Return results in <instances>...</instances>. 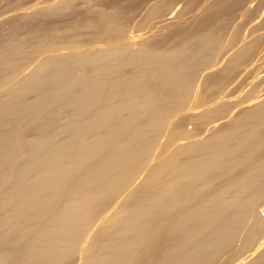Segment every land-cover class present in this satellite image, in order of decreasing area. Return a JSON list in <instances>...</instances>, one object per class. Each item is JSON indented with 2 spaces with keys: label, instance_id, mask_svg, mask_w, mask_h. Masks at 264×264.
<instances>
[{
  "label": "bare ground",
  "instance_id": "1",
  "mask_svg": "<svg viewBox=\"0 0 264 264\" xmlns=\"http://www.w3.org/2000/svg\"><path fill=\"white\" fill-rule=\"evenodd\" d=\"M49 1L0 11V264H264L261 26L127 0L44 27Z\"/></svg>",
  "mask_w": 264,
  "mask_h": 264
},
{
  "label": "rangeland",
  "instance_id": "2",
  "mask_svg": "<svg viewBox=\"0 0 264 264\" xmlns=\"http://www.w3.org/2000/svg\"><path fill=\"white\" fill-rule=\"evenodd\" d=\"M0 1H1V2H0V11H1V8L3 9V8H6V7H7L6 4H8L10 0H7L8 2L5 1V0H0ZM80 1H81V2H78V1H75V0H74L72 4H73V7H75V8H71V10H70V6L72 7V4L69 6V10H68V8H66V7H67V6H66V7L61 8V9L66 8V10L64 9V10H58V11H57V16H59V15H60V16H61V15H65V16H67V17L64 16V18H65V19L68 18L67 21H65V19L63 18V16H61V18L56 16V17L54 18V20H53L52 18H51V20L48 19V18H47V19H44V20H46V21H45L46 24H44L45 22L43 21V26H44V27H45L46 25H49V27L52 26V24H51V23H48V22H53L54 25H55V21H57L59 24H60V22L63 23L64 21H65L66 23H67L68 21L71 22V21H73V20L75 19L76 15H77V14L75 15V12H73V11L76 10V13H79L80 10H81V12H83L84 10L86 11V10L88 9L87 7L95 6V5H93L92 3H95V4H96V7H98V6L100 5V3H103V4H101V6L103 5L102 8L108 9L109 6H111V5H112V6L114 5V6L117 7V4L122 6V4H123L125 1L127 2V0H119V3H117L118 0H90V1H89V0H84V1H83V0H80ZM86 1H88V2L86 3ZM122 1H124V2H122ZM132 1H134V0H132ZM138 1H140V0H138ZM138 1L135 0V2H137V3H138ZM175 1H176V0H175ZM180 1H182V0H179V2H180ZM183 1H187V0H183ZM190 1L192 2V4H193V2L195 1V2H196V3L194 2V5H195V6L193 5V7H192V5H190V4H191ZM194 1H193V0H189L190 4L187 3V2H184V3L186 4L185 6H189V5H190V6H189L190 9H191V7H192L193 10H194V9L196 10L197 7L200 5L201 0H194ZM208 1H209V2H208ZM212 1H213V0H211V1H210V0H207V1H206V0H202V3H205V2H206V3H210V2L213 3ZM219 1L222 2L221 0H219ZM224 1H227V2H228V0H224ZM231 1H232V0H229V3H230V4H232ZM234 1H235V0H234ZM242 1H243V0H241L239 3L237 2L238 5H236L234 11H232V12H231L230 10L233 9V8H231V9H227V10H226V8H224V6H226V4H220V2H218L219 5H218L217 7H216V6L214 7V8H218V7L223 8V9H224V12L227 13L228 11H230V12H228V13H231L230 15H229V14L227 15V14H225V13L223 12V14L226 15V16H224V15H222V16H224V17H225L224 19H226V20H222L223 17H221L220 19H217V22H218V23H216L217 25L221 24V25H222L221 27L225 26V27H223L224 29H223V28H222V29L220 28V30H219L220 33H221L222 31H223V32H224V31L227 32L228 30H226V28L229 29V32H231V31L234 29V27H235L234 24H236V26H237V27H235L237 31L234 29L230 34L227 32L228 35H227L226 33H223V32L221 33V34H223V35H222L223 37L225 36V37L223 38V39H225L224 42H225V41H228V40H231V39H230V37L232 36L231 34H233V36H234V33H236V32H239V33H240L241 31H245L246 28H249V27L253 26L254 24H255V25H258V26H261L260 28H258V29L255 31V33H258V32H264V21H263L264 14H262V15H257V14H259V11L264 10V6H263V5H264V0H251V3H252L251 8H253V7H254V8H257V9H254V8L252 9L254 12L251 10V12H253V13L251 14L252 16H251L250 14H248V16H247V15H245V14L243 13L242 10L244 9V6H245L247 3H245L246 0H245L244 2H242ZM262 1H263V2H262ZM52 2L54 3L55 0H50L49 2H47V4H52ZM114 2H116V4H115ZM128 2H129V0H128ZM128 2H127V3H128ZM130 2H131V1H130ZM130 2L128 3V7H130V4H131ZM176 2H178V1H176ZM198 2H199V3H198ZM216 2H217V0H216ZM232 2H233V1H232ZM89 3H91L90 5H92V6H90V5L88 6ZM97 3H98L99 5H98ZM109 3H111V5H109ZM121 3H122V4H121ZM127 3H124L123 5H125V4H127ZM225 3H226V2H225ZM229 3H228V5H229ZM233 3H234V2H233ZM243 3H244V4H243ZM105 4H107V5H109V6H106ZM188 4H189V5H188ZM198 4H199V5H198ZM213 4H214V3H213ZM258 4H260V5H258ZM197 5H198V6H197ZM222 5H223V6H222ZM239 5H240V6H239ZM82 6H83V7H82ZM112 6H111L110 8H112V10H113L115 7H114V6L112 7ZM121 6H119V7L122 9ZM183 6H184V4H183ZM221 6H222V7H221ZM262 6H263V8H262ZM99 7H100V6H99ZM125 7H127V5H125ZM181 7H182V6H181ZM240 7H243V8H240ZM82 8H83V9H82ZM110 8H109L108 10H111ZM189 8H188L187 12H186V7H183L184 10L181 8V11H182V12H186L185 14L189 15L190 13H192L191 11H193L192 9L190 10ZM8 9H9V8H8ZM8 9H5V10H8ZM73 9H74V10H73ZM123 9L125 10L126 8H124V6H123ZM128 9H129V8H127L126 10H128ZM261 9H262V10H261ZM78 10H79V12H78ZM11 11H12V10H11ZM11 11L8 10V12L5 14V16H11V13L14 12V11H12V12H11ZM60 11H61V12H60ZM65 11H66V12H65ZM67 11H68V12H67ZM188 11H189L190 13H188ZM237 11H238V12H237ZM241 11H242V13H241ZM58 12H59V13H58ZM71 12H73L74 14H72ZM182 12H180V13H182ZM234 12H235L236 15L234 14ZM63 13H64V14H63ZM65 13H66V14H65ZM180 13L177 14L176 20H177L178 18H180V17H182V20H184L183 18H185V16H187V15H185L184 13H182V14H180ZM232 13H233V16H232ZM253 14H254V16L256 15L257 17H256V16L253 17ZM179 15H182V16L179 17ZM73 16H74V18H72ZM183 16H184V17H183ZM228 16H230V17H229V21H228V23H226L225 21H227ZM234 16H235V17H234ZM226 17H227V18H226ZM238 17H239V18H238ZM252 17H253V20H252ZM0 18H1V17H0ZM58 18H59V19H58ZM231 18H233V19L235 18V19L232 20ZM56 19H57V20H56ZM72 19H73V20H72ZM250 19H251V21H249ZM58 20H59V21H58ZM182 20H181V19H178V20L176 21L178 27L175 26L176 28L173 27L174 29L171 28V30H170V28H167V29H166V30H168V31H167L168 33H169L170 31L173 33V34H171V36L173 35L172 38L170 39V41L167 42L169 45L166 44L167 46H170V45L173 46V44H174V46L177 45V44H178L177 41H181L180 38H182L183 35H186V34H187V33H185V34H184V33H181L182 35L180 34V32L184 30L183 27L180 26V23L183 22ZM221 20H222L223 22H222ZM231 20H232V21H231ZM178 21H180V22H178ZM220 21H221L222 23H219ZM57 22H56V23H57ZM229 22L232 23L231 26H230V28H228V26L230 25ZM241 22H242V23H241ZM58 23H57V26L59 25ZM62 23H61V25L64 24V23H63V24H62ZM239 23H240V24H239ZM246 23H247V24H246ZM34 24H35L34 22L31 23V25H30L29 27L33 28V25H34ZM238 24L241 25V28H242V29H240V26H239ZM242 24L244 25V27H243ZM217 25H215V26H217ZM232 25H233V26H232ZM246 25H248V26H246ZM55 26H56V25H55ZM55 26H53L52 28H55ZM212 26H214V25H212ZM29 27L25 29V31H24L25 33H27V32L29 31ZM179 27H180V28H179ZM217 27H220V25L217 26ZM1 28H2V27H1ZM177 28H179L180 30H177ZM181 28H182V29H181ZM192 28H193V27H191V30H192ZM212 28H213V27H212ZM212 28H209V29H212ZM47 29H48V28H47ZM138 29H139V28H138ZM175 29H176V32H173V31H175ZM189 29H190V28H189ZM239 29H240V31H239ZM262 29H263V30H262ZM3 30L5 31V28H3ZM3 30H2V32H3ZM169 30H170V31H169ZM45 31H47V30H45ZM2 32H0V34H1ZM177 32H178L179 34H178ZM140 33H141V32H140ZM45 34L47 35L48 33H45ZM167 35H168V34H167ZM179 35H180V36H179ZM229 35H230V36H229ZM175 36H177V37H175ZM233 36H232V37H233ZM48 37H49V35L47 36V38L44 37V39H43L42 41L47 42V41L50 39V38H48ZM178 37H179V38H178ZM227 37H229V38H227ZM173 38L176 39V40H174ZM166 39H167V38H166ZM46 40H47V41H46ZM200 40H201V39H200ZM164 42L166 43V40H164ZM174 42H175V43H174ZM199 42H200V41H197V43H199ZM165 43H163L164 46H165ZM171 43H173V44H171ZM197 43H195L193 46H195ZM167 46H166V47H167ZM256 61H257V62H255L256 65H255V67H254V68H255L254 71H255L256 73H255V72H253V73H254L255 76L259 77L260 75H264V56H263V57H260V59H259V60H256ZM258 67H259V68H258ZM257 74H258V75H257ZM248 76H250V77L248 78V79H250V80H251L252 78L255 77V76H253V77L251 78L252 75H248ZM244 79H245V80H244ZM248 79H247V77H242L241 80H243L244 82H243V81H239V83L241 82L240 85H237V84H239V83H231V85H229L230 87L227 88V89H229V90L226 89V90L224 91V94H228V95H229V94L231 93V94L229 95V98H230V99H231V98H234V99L237 100V99H239V98H242V95H244L243 92H246L247 84H248V82L250 81V80H248ZM242 83H245V84H242ZM233 84H234V85H233ZM235 84H236V85H235ZM245 85H246V86H245ZM236 86H237V87H236ZM240 86H241L242 88H240ZM234 87H236V89H233ZM243 88H246V89H243ZM240 89L243 90V91H241ZM201 90H202V89H201ZM231 90H232V91H231ZM244 90H245V91H244ZM203 91H204V90H203ZM228 92H229V93H228ZM240 92H241V94H240ZM211 93H212V91H209V93L205 92V94H207V95H209V94H211ZM238 94H239V95H238ZM236 95H237V96H236ZM236 97H238V98H236ZM231 100H233V99H231ZM236 100H235V101H236Z\"/></svg>",
  "mask_w": 264,
  "mask_h": 264
}]
</instances>
